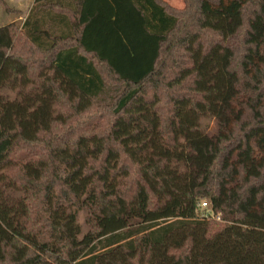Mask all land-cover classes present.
I'll list each match as a JSON object with an SVG mask.
<instances>
[{"label":"trees","instance_id":"16d2710c","mask_svg":"<svg viewBox=\"0 0 264 264\" xmlns=\"http://www.w3.org/2000/svg\"><path fill=\"white\" fill-rule=\"evenodd\" d=\"M183 2L36 0L0 27V180L26 189L0 192V264H264V0ZM55 103L101 130L59 136Z\"/></svg>","mask_w":264,"mask_h":264},{"label":"rangeland","instance_id":"374dc122","mask_svg":"<svg viewBox=\"0 0 264 264\" xmlns=\"http://www.w3.org/2000/svg\"><path fill=\"white\" fill-rule=\"evenodd\" d=\"M167 2L169 5L174 6L178 9H182L184 7V2L183 0H163ZM37 4L36 0H0V27L9 25V24H14L18 28L22 27L23 24L26 22L28 17L35 16L37 11ZM40 18L43 19L45 23V29L51 28L52 24L49 20L48 14L47 13H41L39 16ZM51 25V26H50ZM19 52V51H18ZM26 55H30L29 53H26ZM18 88L16 91L10 92V96L14 97L17 92L21 91L23 94H30L33 89L36 88L35 83H29L26 85V87L22 86L20 83L18 84ZM7 93V92H6ZM240 109V104L239 102L236 105V110ZM55 110L56 113L55 115H58L59 112L67 117L65 120L64 126L57 127L58 130V135L62 136L63 138L68 137V138H75L77 137L74 135L75 129L78 131L81 128H83L79 133L83 134H89L92 133L93 131L99 132L101 128L99 129H94L95 127L91 128H85V123L82 121L83 116L81 119L76 117V114L71 112L68 109H61L58 107V105L55 103ZM97 113V116H104V120L101 123V126L103 127L102 130L106 129V126L109 121H111V109L108 110L107 112H104L102 110L95 112ZM70 115H73V118L70 119ZM95 116V115H94ZM95 116V117H97ZM95 125V124H94ZM201 129L205 132H207L209 135H217L221 131V126L217 119L214 117L207 115L201 118L200 121ZM38 152L44 151L43 146L39 145L38 149H36ZM24 159H27L24 156H21L18 158V161L16 163H13L8 169L13 168L14 166L18 165L20 166L23 162ZM7 169V170H8ZM16 170V169H15ZM11 173V172H9ZM8 174V173H7ZM8 176L11 177V175H5L4 178L0 180V192L3 195H7L10 199H12V202L19 204L20 202H23V200L26 197V189L21 187L19 184H16L13 180H11ZM206 200L205 202H207ZM209 202V201H208ZM209 206L207 207V209ZM207 210H205L206 212ZM202 213H204V210H202ZM88 214L86 212H79L78 216V224L81 226L83 235L85 233H88L90 228L88 227L86 221H87ZM219 221V220H217ZM220 223H222L220 221Z\"/></svg>","mask_w":264,"mask_h":264},{"label":"built area","instance_id":"2783aa9c","mask_svg":"<svg viewBox=\"0 0 264 264\" xmlns=\"http://www.w3.org/2000/svg\"><path fill=\"white\" fill-rule=\"evenodd\" d=\"M208 206H209L208 203H207V202H204V203H202V205H201V209H202V210H207V207H208ZM204 216H206V214H205Z\"/></svg>","mask_w":264,"mask_h":264}]
</instances>
